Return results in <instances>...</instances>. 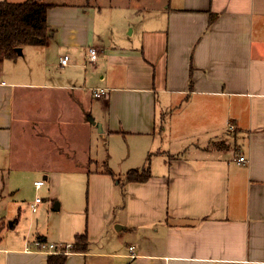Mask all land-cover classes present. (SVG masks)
Instances as JSON below:
<instances>
[{
    "label": "crops",
    "instance_id": "1",
    "mask_svg": "<svg viewBox=\"0 0 264 264\" xmlns=\"http://www.w3.org/2000/svg\"><path fill=\"white\" fill-rule=\"evenodd\" d=\"M155 1L129 40L101 37L95 4L47 1L49 43L0 60V199L22 176L45 187L38 156L89 165L101 137L109 154L154 155L144 183L89 170L86 227L0 238V264H47L36 241L73 245L84 232L87 251L66 264H264V0Z\"/></svg>",
    "mask_w": 264,
    "mask_h": 264
},
{
    "label": "rangeland",
    "instance_id": "2",
    "mask_svg": "<svg viewBox=\"0 0 264 264\" xmlns=\"http://www.w3.org/2000/svg\"><path fill=\"white\" fill-rule=\"evenodd\" d=\"M7 1L23 3L27 0ZM47 1L76 6L86 5L90 2L94 7L95 4L97 8L94 7V10L97 12H93L92 16L96 13V28L101 37L113 38L116 30H119L122 38L126 40L132 38L130 33L134 27H138L143 20L152 15L149 6H143V4L150 1L149 3L152 2L154 5L156 2L155 0H44L45 3ZM60 13L55 15L56 22L62 20ZM86 15H91V12H87ZM112 26H115L116 29L114 30ZM22 56L23 54L19 55V57ZM103 140L101 137L99 154H91L89 165L86 163V154H75V158L72 156L73 159H71L69 156L68 160L66 157L60 158L61 156L58 154H48L43 159L38 156V161L51 166L49 182H46L45 187L37 193L33 180L28 176H22L13 181V183L18 182L21 188L14 190L13 196L0 199V217L5 222L0 234V238H3L2 241L15 238L17 233L26 235L28 232L34 231L35 233L37 230L47 233L50 240L54 236L63 235L65 237L67 235L65 225L70 219L86 227L89 219L90 200L93 199L91 189L97 182V179L89 175L88 171L109 169L115 177L124 179L130 170L144 168L154 156L153 154H109L105 140ZM220 145L217 144V147ZM71 167L76 168L75 171L68 172V168L71 170ZM151 168L150 166V170ZM15 178L12 177V180ZM37 198L43 201V205L40 207L37 217H31L29 208ZM19 208H22L26 215L24 216V213L21 215V221L17 228H11L10 224L15 219H20Z\"/></svg>",
    "mask_w": 264,
    "mask_h": 264
},
{
    "label": "trees",
    "instance_id": "3",
    "mask_svg": "<svg viewBox=\"0 0 264 264\" xmlns=\"http://www.w3.org/2000/svg\"><path fill=\"white\" fill-rule=\"evenodd\" d=\"M51 7L44 0H27L23 3L0 1V60H16L20 55L18 49L43 47L49 43L53 35L48 25ZM100 172L114 176L109 169ZM151 177L149 163L142 169L130 170L124 183H144ZM88 244L87 232L76 235L72 252H86ZM67 260L66 255H50L47 264H66Z\"/></svg>",
    "mask_w": 264,
    "mask_h": 264
},
{
    "label": "built area",
    "instance_id": "4",
    "mask_svg": "<svg viewBox=\"0 0 264 264\" xmlns=\"http://www.w3.org/2000/svg\"><path fill=\"white\" fill-rule=\"evenodd\" d=\"M87 57L90 62H95L98 58V51L96 48H89L87 51ZM70 63L69 56H64L60 59L61 66L65 67ZM107 93L106 89H96L94 90V96L96 98H103ZM230 131H235L234 127H230ZM237 164L239 165H245L248 163V159L246 156H240L236 159ZM45 185L44 181H38L35 182L36 189H41ZM42 202L41 199L37 198L35 202L31 205V211L36 213L38 210V205ZM1 222V218H0ZM35 248L41 252L48 255H69L72 252L73 245H55V244H48L43 241H36L35 242ZM130 252H134V247H129Z\"/></svg>",
    "mask_w": 264,
    "mask_h": 264
},
{
    "label": "water",
    "instance_id": "5",
    "mask_svg": "<svg viewBox=\"0 0 264 264\" xmlns=\"http://www.w3.org/2000/svg\"><path fill=\"white\" fill-rule=\"evenodd\" d=\"M18 52L21 54L22 53V49H18Z\"/></svg>",
    "mask_w": 264,
    "mask_h": 264
}]
</instances>
